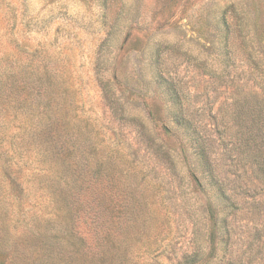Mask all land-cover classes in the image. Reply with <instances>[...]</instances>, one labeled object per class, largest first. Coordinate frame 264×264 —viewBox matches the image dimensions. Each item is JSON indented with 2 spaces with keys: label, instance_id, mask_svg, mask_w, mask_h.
<instances>
[{
  "label": "rangeland",
  "instance_id": "374dc122",
  "mask_svg": "<svg viewBox=\"0 0 264 264\" xmlns=\"http://www.w3.org/2000/svg\"><path fill=\"white\" fill-rule=\"evenodd\" d=\"M227 7L231 26L248 19L223 41L216 25ZM253 16L249 0H0V264H186L198 246L207 264H264L263 176L247 170L230 116L261 83L243 43ZM164 88L235 191L217 254L201 216L207 198L188 175L192 158L175 169L148 137H159L148 111L155 97L169 101ZM28 113L66 118L111 160L93 184L103 195L94 216L61 202L35 153L18 151L13 135Z\"/></svg>",
  "mask_w": 264,
  "mask_h": 264
},
{
  "label": "trees",
  "instance_id": "16d2710c",
  "mask_svg": "<svg viewBox=\"0 0 264 264\" xmlns=\"http://www.w3.org/2000/svg\"><path fill=\"white\" fill-rule=\"evenodd\" d=\"M249 3L254 11V36L243 43L250 64V74L256 79L260 78L261 83L258 82L249 88L244 98L238 96L235 99L230 116L234 121L233 128H239L237 139L243 140L240 148H243L242 154L245 156L243 158L248 163L247 170L252 173L258 170L263 176L260 180L264 181V0H249ZM228 9L229 7L224 10L216 25V29L220 30L219 33L224 37L223 41L230 39L231 31L236 35L238 32H244V22L248 19H238L236 22L232 19L234 26H231ZM203 20L206 22L204 18ZM198 32L201 33L200 29ZM169 89L164 88V92L169 96L168 102L172 104L169 105L165 99L155 97L152 99V105L157 108L156 117L153 110L148 111L154 122H161L154 126L155 130H160L159 137L152 133L147 135L151 142L156 144L155 155L164 159L167 164L174 165L175 169L178 166V159L185 158L190 161L192 158L187 167L188 175L195 191H199L207 198L208 203L201 216L209 223L208 239L213 254H217L224 250L223 244L228 236L225 214L237 204L235 191L233 195V189H229L230 183L212 169L206 140L196 136L191 115L184 110L180 97L174 96L173 89ZM27 117L31 123L22 125L19 133L13 135L21 136V139L17 138L15 142L20 154L28 155L33 151L38 159V165L43 167L40 174L43 181L48 182L44 183L46 187L58 193L61 202L69 207L79 204L87 215L90 213L94 216L91 205L99 206L103 195L98 186L94 191L93 184L111 172V160L94 153V145L87 139L82 129L73 131L71 123L66 118H60V115L57 117L54 113H47L42 118L37 114L28 113ZM176 146L178 148H175ZM188 154L190 157H187ZM76 195L81 202L75 198ZM80 208L76 207L82 210ZM195 235L198 236L197 233ZM200 255L199 246L192 249L184 256L186 264L196 262L207 264L206 261L199 260Z\"/></svg>",
  "mask_w": 264,
  "mask_h": 264
}]
</instances>
